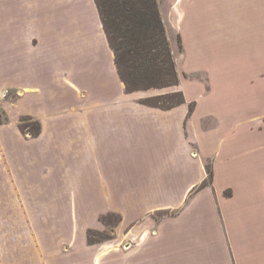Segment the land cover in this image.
Instances as JSON below:
<instances>
[{
    "label": "crops",
    "instance_id": "1",
    "mask_svg": "<svg viewBox=\"0 0 264 264\" xmlns=\"http://www.w3.org/2000/svg\"><path fill=\"white\" fill-rule=\"evenodd\" d=\"M158 7L188 59L184 69L174 53L188 84L176 88L184 103L166 111L141 100L173 88L125 92L94 0H0V93L25 106L13 131L39 141L43 158L54 146L76 156L78 203L99 206L83 229L94 252L74 259L64 196L25 187L23 199L0 195V264L264 263V0ZM19 117L38 121L39 135H23ZM5 124L0 160L9 153ZM221 167L235 183L218 182ZM159 213L170 217L152 218ZM108 214L120 217L114 234L131 242L121 254L115 239L88 243V231L107 229L100 218ZM149 234L174 259L123 260Z\"/></svg>",
    "mask_w": 264,
    "mask_h": 264
},
{
    "label": "rangeland",
    "instance_id": "2",
    "mask_svg": "<svg viewBox=\"0 0 264 264\" xmlns=\"http://www.w3.org/2000/svg\"><path fill=\"white\" fill-rule=\"evenodd\" d=\"M166 34L170 43L172 55L174 56V53H176L175 58L178 59L180 57L182 61L181 63L184 66V69H186L188 63L187 56L184 54L181 55L177 52L176 29L174 30V32L171 29H166ZM179 76H181L182 78ZM178 78L179 81L181 80V84H183L184 86L188 84L187 77L184 78L181 73L180 75H178ZM173 89L174 90L172 92L167 93L174 92L175 94L178 91L176 88ZM154 93H156V91H154ZM11 96L12 94H10L8 91L0 93V124L6 123L4 125V128L7 129L3 134L7 135H5L3 138L5 139V143L9 151L7 155L3 154L2 159L0 160V182L4 183V187L2 188L3 191L0 195L10 196V199L14 200L23 199L25 195L21 187H25L27 190L35 192L32 195H39L40 193V195L45 194L47 196L54 197L61 195L64 196L67 200L65 207L68 218L66 236L68 239V236L70 238L71 234H73L74 238L73 243H67L68 246H66L65 248H67V251L69 252L68 254L77 255L74 259H81L82 257H86L93 253L94 250L91 251L90 248L85 247L84 242H82L84 234L83 229L87 224L93 225L96 214L98 213L97 211L99 206H84L78 203L79 198L77 195H75L78 190H76L73 185L76 175L75 169H73V167H75L73 161L76 156L71 154L64 155L63 153L58 152V148L54 146L51 147L52 152H50L49 158L47 154L45 155V158H43L42 149H39V141H24L19 139L16 132L13 131L11 122L14 121L19 114H23L25 106L18 105L16 101H14L15 104H10L12 102ZM174 98L177 99V97ZM9 107L10 110H8ZM22 119L23 118L19 117L17 119L18 121L16 122V125L23 135H31L30 129H26L24 127L26 123H24ZM34 129L35 128H33V130ZM229 172L232 174L231 170L228 168L221 167L219 169L218 182L220 184L235 183L233 182L235 181L234 178H229ZM51 183L55 185V188H47ZM60 183H64V185L67 186L61 188L59 187ZM172 216H174V214H172ZM164 217H170V214L159 213L154 215L152 218L160 220ZM115 221V217L107 218L104 223L107 229H104V231L101 232L92 231L94 233L90 234V240L92 243L97 242L98 244H101L104 242H113V240L115 239V248H113L116 253L114 254H121L124 250H128L129 243L131 242H128V238L124 239L121 236L118 237L114 234L115 229L113 228L117 225ZM160 239V236L158 238H152L149 234V238L143 241L140 249H138V251L134 254L125 257L123 260H159L163 255L162 253H166V257L164 258V260L174 259V251L171 253H167L170 249L162 247L161 244H159V247L156 246V241H159ZM164 244L165 243H162L163 246ZM116 258L122 261L121 257L116 256ZM254 264L264 263H262V260L258 258L257 260H254Z\"/></svg>",
    "mask_w": 264,
    "mask_h": 264
},
{
    "label": "trees",
    "instance_id": "3",
    "mask_svg": "<svg viewBox=\"0 0 264 264\" xmlns=\"http://www.w3.org/2000/svg\"><path fill=\"white\" fill-rule=\"evenodd\" d=\"M108 45L114 55L117 74L126 93L177 88L179 78L171 52L166 29L158 7V0H94ZM181 48L180 38H178ZM174 97H177L175 99ZM145 106L170 110L184 103L182 92L166 93L141 101ZM192 111L190 106L189 112ZM31 136L40 133V124L31 118H23ZM33 128H35L33 130ZM207 181L212 182L211 165H206ZM202 184L199 188L207 185ZM120 217L108 214L100 218ZM88 231V243L90 234Z\"/></svg>",
    "mask_w": 264,
    "mask_h": 264
}]
</instances>
